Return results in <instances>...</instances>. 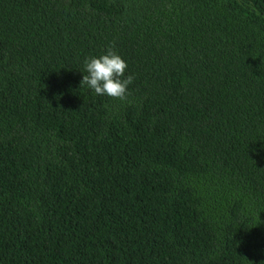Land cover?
<instances>
[{
	"label": "trees",
	"instance_id": "16d2710c",
	"mask_svg": "<svg viewBox=\"0 0 264 264\" xmlns=\"http://www.w3.org/2000/svg\"><path fill=\"white\" fill-rule=\"evenodd\" d=\"M0 264H264V0H0Z\"/></svg>",
	"mask_w": 264,
	"mask_h": 264
},
{
	"label": "clouds",
	"instance_id": "9594fccd",
	"mask_svg": "<svg viewBox=\"0 0 264 264\" xmlns=\"http://www.w3.org/2000/svg\"><path fill=\"white\" fill-rule=\"evenodd\" d=\"M127 68V62L109 47L106 53L99 57L85 59L84 75L80 85H85L99 96L126 101L129 95L128 86L134 80L131 74L125 76Z\"/></svg>",
	"mask_w": 264,
	"mask_h": 264
}]
</instances>
